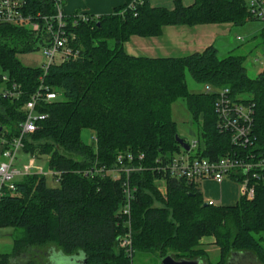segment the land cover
<instances>
[{
    "label": "trees",
    "instance_id": "obj_1",
    "mask_svg": "<svg viewBox=\"0 0 264 264\" xmlns=\"http://www.w3.org/2000/svg\"><path fill=\"white\" fill-rule=\"evenodd\" d=\"M54 12L52 0H27L23 9L26 16ZM71 20L65 17L79 56L46 71L18 59L19 54L38 49L44 38L26 22L0 24V84L5 80L8 88L16 83L20 90L11 98L2 96L0 87V140L5 146L18 136L25 116L22 107L42 77L57 97L37 105L36 112L47 116L24 136L22 152L46 156L59 183L49 187L43 174L31 173L0 197V227L14 229L13 251L0 253V264H50L54 251L73 257L76 264H129L134 250L208 261L199 248L203 236L216 238L219 258L213 264H226L232 251L250 252L264 264L262 237H255L264 231V167L253 170L259 178L251 176L253 171L231 176L235 182L248 178L254 187L251 200L241 195L234 206L205 203L199 184L173 179L162 170L176 154L188 153L175 140L170 113L178 98L185 100L191 119L200 126L202 147L190 156L215 160L236 151L252 156V162L264 158V70L250 77L245 56L220 58L214 46L170 57L136 56L124 50L131 36H158L168 25L261 21L248 10L246 0H193L189 5L175 0L172 9L125 0L111 14L90 15L76 26ZM37 22L43 25L40 19ZM260 34L264 35V26ZM186 71L211 90L189 91ZM225 87L234 97L254 103L253 141L241 149H234L229 134L216 128V89ZM82 130L93 133L90 143L82 139ZM127 154L133 158L124 160V166L138 168L127 177L83 174L95 166L113 168L117 156ZM126 178L132 188L129 217L120 212ZM128 226L131 252L120 246Z\"/></svg>",
    "mask_w": 264,
    "mask_h": 264
},
{
    "label": "built area",
    "instance_id": "obj_2",
    "mask_svg": "<svg viewBox=\"0 0 264 264\" xmlns=\"http://www.w3.org/2000/svg\"><path fill=\"white\" fill-rule=\"evenodd\" d=\"M55 12L53 14L44 15L38 13L37 16L25 15L23 9L27 0H0V24H19L26 22L28 28L34 30L37 35H41L45 42L40 46V52L43 62L40 65L45 71L52 64H59L64 61L74 60L79 56V48L71 45V41L75 39L72 32H67V23L63 12V0H52ZM248 10L258 19L264 22V0H246ZM133 7V3L129 5ZM72 25L76 26L78 22H85L90 18V14L78 12L73 14ZM37 19L43 21V25L39 26ZM48 39H45V38ZM6 79V78H4ZM207 87V91H210ZM217 96L214 102V110L216 115V128L220 133H227L230 137L231 146L234 149H241L252 144V126L254 103L250 100H243L241 97H234L229 88L216 89ZM2 96L18 97L20 90L16 83H11L8 88L1 91ZM57 97V94L49 90L43 83V78H39L38 88L30 95L22 109L25 112L23 120L19 123V134L11 142L4 146L2 151V160L0 161V197L5 191L15 190V179L32 172V160L18 165V155L23 149L24 136L34 131L37 122L46 118V114L36 112L37 105L42 101H50ZM199 136V135H198ZM188 153H196L201 147V142H189ZM188 153L176 154L171 161L167 162L162 170L168 171L173 179H184L194 184H199L202 180L211 179L215 182L224 180H232L239 172H251L259 167H264V158L255 162L249 160L252 156H241L236 151L227 152L225 155L215 160L205 157L190 156ZM143 154L138 155L141 159ZM132 155H118L116 158V166L107 168L105 166L93 167L83 171L84 175L93 176L94 174H105L112 179H118L124 173L128 174L137 170L134 166H124V160L131 161ZM42 174L41 171L37 172ZM252 177L259 178V174L253 171ZM237 182V181H236ZM240 194L246 199L251 200L254 196V187L249 184V179L245 178L240 182ZM122 190L125 196V203L121 209L124 216L129 217L131 190L127 178L122 182ZM213 205V201L207 202ZM125 236L120 240V246L126 247L131 252L130 226ZM130 254V253H129Z\"/></svg>",
    "mask_w": 264,
    "mask_h": 264
},
{
    "label": "rangeland",
    "instance_id": "obj_3",
    "mask_svg": "<svg viewBox=\"0 0 264 264\" xmlns=\"http://www.w3.org/2000/svg\"><path fill=\"white\" fill-rule=\"evenodd\" d=\"M164 1L165 2H162L164 3L162 5L168 7L167 5H170V2L168 4V0ZM187 1L188 0H184L183 4L191 3ZM230 26L229 32L213 34L212 39L214 40V45L217 48L216 54L220 58L225 57L228 54L245 56L244 66L246 67L247 74L250 77H254L259 72L264 70V35L260 34L264 23L258 20H249L243 25ZM37 46L39 48L35 51L18 55V59L23 65L29 67L40 66L43 61V57L40 52L41 44H37ZM7 76L8 75L4 74L3 78H6ZM185 82L188 90L191 92L207 90V86L203 83L196 82L187 71L185 72ZM5 86L6 83L5 80H3L0 87L3 90L5 89ZM170 113L172 120L175 122L177 135L180 138H184L188 142L199 141L198 134L200 126L195 119H191L184 99L178 98L173 101L170 106ZM81 135L85 142L90 143L93 139V133L89 130H82ZM46 159V156H40L37 158L30 157L28 158V161L32 160V172H42L46 178L47 186L56 187L59 183L49 170ZM17 179H15V181ZM159 187L164 189L163 181L159 183ZM13 234V228L7 226L0 227V253L8 254L13 251ZM258 236L262 237V241L260 243L264 247V231L255 235V237ZM200 241L202 242H200L199 248L206 252L208 259L212 264L216 263L219 258V247L216 246V238L214 236H203ZM211 245L214 246L211 247ZM254 256H250V261H253L250 264H261L258 260H256V258H254ZM161 259L160 254L155 251L142 252L134 250L129 264H161ZM50 261H53L56 264H76L75 260H71V256L65 255L60 251H54Z\"/></svg>",
    "mask_w": 264,
    "mask_h": 264
},
{
    "label": "crops",
    "instance_id": "obj_4",
    "mask_svg": "<svg viewBox=\"0 0 264 264\" xmlns=\"http://www.w3.org/2000/svg\"><path fill=\"white\" fill-rule=\"evenodd\" d=\"M145 1L152 7H165L162 5L164 4L162 2H165L164 0ZM180 1L184 2V0ZM169 2L170 5H167L168 7L165 8L172 9L175 0H168V4ZM187 2L192 3L193 0H188ZM124 3L125 0H63L62 9L67 16L78 12H85L91 16L98 17L111 14L116 7L122 6ZM184 5L189 4L184 3ZM230 27L227 23H210L194 26L168 25L163 27L161 34L158 36H131L124 43V50L132 55L146 57L182 56L202 51L208 46H214L217 51L212 39L213 34L229 32ZM3 149V140H0V161L2 160L1 154ZM30 157V155L21 151L18 155V165L26 163ZM198 187L203 201L207 203L211 200L215 206H234L241 196L240 185L232 180H224L218 183L211 179H205L199 183ZM213 246L211 245V247ZM244 254L254 256V254L246 251H238L233 256L234 258H239ZM256 260L258 259L256 258ZM206 262L207 264L211 263L209 259Z\"/></svg>",
    "mask_w": 264,
    "mask_h": 264
},
{
    "label": "water",
    "instance_id": "obj_5",
    "mask_svg": "<svg viewBox=\"0 0 264 264\" xmlns=\"http://www.w3.org/2000/svg\"><path fill=\"white\" fill-rule=\"evenodd\" d=\"M45 39H48L47 37ZM175 140L176 142L186 151L189 150V145L186 141H184L182 138H180L177 134L175 135ZM238 251H232L229 254V257L227 259V262L230 260L231 257H233L234 253ZM53 255V254H52ZM51 255V256H52ZM51 259V257H50ZM71 260L74 261L73 257H71ZM50 264H56L53 261H50ZM161 264H207L206 260L203 258H193V259H186V258H180V259H175L171 255H166L161 259Z\"/></svg>",
    "mask_w": 264,
    "mask_h": 264
},
{
    "label": "flooded vegetation",
    "instance_id": "obj_6",
    "mask_svg": "<svg viewBox=\"0 0 264 264\" xmlns=\"http://www.w3.org/2000/svg\"><path fill=\"white\" fill-rule=\"evenodd\" d=\"M250 256H251V254L250 255L244 254L243 256H241L239 258L238 257L234 258V256H233L230 258V260L228 262H226V264H250L251 262H253L252 260L250 261V259H249Z\"/></svg>",
    "mask_w": 264,
    "mask_h": 264
}]
</instances>
